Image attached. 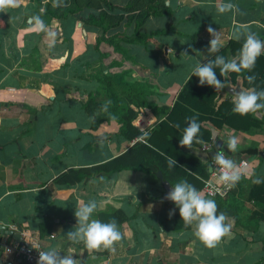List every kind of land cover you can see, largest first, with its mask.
Here are the masks:
<instances>
[{
    "label": "crops",
    "instance_id": "0c3cea01",
    "mask_svg": "<svg viewBox=\"0 0 264 264\" xmlns=\"http://www.w3.org/2000/svg\"><path fill=\"white\" fill-rule=\"evenodd\" d=\"M111 2L124 6L128 0ZM222 3H232L238 11L220 14L217 8ZM26 4L17 0L15 7L0 8L7 24L0 29V264H27L6 249L17 243H37L44 250L67 253L80 264H264L262 112L252 114L262 122L260 129L242 130L250 124L236 116L232 122L239 126L237 130L225 123L233 111L229 88L217 91L211 87L214 98L204 100L209 106L198 100V89L183 101L179 97L191 69L220 55L221 50L207 52L209 25L220 32L226 59L234 57L229 54L230 43L233 48H241L243 43L232 38L234 28L264 40V0H167L172 15L150 17L140 32L167 31H160L164 33L145 44L120 41L126 58L102 43L100 50L107 53L102 59L93 47L99 33L96 28L73 18L64 25L57 19L43 25V19L30 17L33 9L25 10ZM90 13L85 10L81 17ZM131 34L129 28L126 35ZM184 52L191 57L182 55ZM90 63L94 68L108 67L112 74L130 71L129 80L150 86L148 99L158 110L130 105L136 114L133 126L142 135L155 131L152 135L160 136V143L170 146L172 155L191 165L208 163L179 146L188 118L196 117L201 124L203 143H194L193 149L213 143L212 131L218 133L224 147L229 135L238 137L237 150L228 152L226 148L225 152L235 162L246 160L248 167L229 199L232 215L226 222L232 224L230 234L215 248H207L192 227L176 231L175 215L170 216L175 207L162 201L164 189L156 176L122 170L92 175L74 185L55 182L70 169L110 161L136 142L122 137L115 121L91 129V119L81 106L98 88L96 81L85 78L92 73L85 66ZM216 71L224 82L219 69ZM228 80L233 87L244 88L239 75ZM256 192L259 195L252 198ZM93 199L100 204L93 218L122 220L117 224L121 240L114 244L115 251L101 248L89 253L83 243L67 240V232L77 223L75 208ZM116 211L124 218L112 219Z\"/></svg>",
    "mask_w": 264,
    "mask_h": 264
},
{
    "label": "trees",
    "instance_id": "16d2710c",
    "mask_svg": "<svg viewBox=\"0 0 264 264\" xmlns=\"http://www.w3.org/2000/svg\"><path fill=\"white\" fill-rule=\"evenodd\" d=\"M36 3L37 7L33 8L30 17L32 19H43V25L49 23L51 19H57L64 25L68 19L73 18L79 20L87 27L96 28L98 30L97 32L102 36L99 35L95 38L93 47L100 59L107 56L106 52L100 50V44H106L109 48L113 49V52L126 58L127 51L119 45L120 41L131 44H145L149 40H152L154 36L164 33L160 31H167L162 29L147 34L141 33L140 28L147 20L150 17H170L172 15V11L168 5L166 6L165 0H128L124 6H117L111 0H36ZM85 10H89L91 13L86 18H83L81 17V13ZM5 27H7V24L0 15V29ZM129 28L132 34L128 38L126 34ZM234 45L236 44L234 43ZM229 49V54L235 56L240 47L236 48L234 46L233 48V43H230ZM223 50L221 49L220 55L225 56V53L222 54L224 52ZM85 66L86 69L91 68L90 70H92V73L85 78L88 81L94 80L98 83L96 93L88 94L86 100L81 102L84 113L91 119V129L96 130L102 123L115 121L120 124L119 134L128 141L136 140V142L127 151L110 161L92 167L70 169L59 175L55 179V182L74 185L83 178L91 177L92 175H109L122 170L139 171L155 177L156 172L161 171L164 178L171 185L183 179L194 185L198 190H201V179H198L194 175L197 173L202 179L208 178V165L199 167V161H195L191 165L186 159L179 158L175 154L172 155L169 151L170 146L161 144L160 136L154 137L152 135L155 131L151 135H142L132 124L136 118V114L130 109V105L136 108H148L154 112L158 110L148 99L151 94L150 86L129 80L130 71L112 74L108 72V67L101 66L94 68V64L91 63L85 64ZM237 75L241 77L242 85L245 89L255 88L257 91L264 90V56L261 55L257 59L254 68L250 72L230 73L229 78L234 79ZM248 76L254 77L251 84L247 80ZM197 89L200 91L197 98L202 104H206L204 100L214 98V92L211 91V87L207 85L200 86L198 77H192L184 85L180 93L179 97L181 101H183L182 98L185 95ZM230 106L233 109V104H230ZM165 110L166 108H163L164 112ZM261 112L263 114L262 120H264V111ZM235 118L236 120H244L250 124L248 127H243L242 130L248 128L260 129L262 126V122L260 123L252 114L242 117L234 114L233 111H231L225 123L239 130V126L232 122L235 121ZM159 129L160 125L157 130ZM207 140L209 139L207 138ZM253 152L251 150L250 154ZM168 157L176 159V166L172 168L168 167ZM234 190L235 187L224 198L214 199L218 206V213L223 212L226 216L232 215L228 209L232 208L229 205L231 204V196L235 193ZM257 195L259 194L257 193L251 196L252 198H256ZM166 204L175 207L172 202H167ZM234 205L235 203L233 202ZM261 210L264 211L262 208ZM119 212H114L112 219L122 218L123 216ZM261 219L264 220V214ZM100 220L107 223L103 216ZM119 221L122 220H116V223L119 224ZM188 228L184 225L180 217L179 209H176V231L186 230Z\"/></svg>",
    "mask_w": 264,
    "mask_h": 264
},
{
    "label": "clouds",
    "instance_id": "9594fccd",
    "mask_svg": "<svg viewBox=\"0 0 264 264\" xmlns=\"http://www.w3.org/2000/svg\"><path fill=\"white\" fill-rule=\"evenodd\" d=\"M167 6V0H165ZM17 0H0V8L5 6L15 7ZM218 13L237 12L238 8L232 3H222L217 8ZM207 32L211 36L207 52L210 54L219 53L223 47V41L219 31L211 25ZM232 38L236 41L243 40L241 48L236 56L226 59L223 55H215L214 59L206 63H197L192 69L189 80L198 77L200 86H209L221 91L229 88L232 95L233 113L240 116L257 114L264 111V90L257 91L255 88H236L229 82L230 73H241L251 71L257 59L264 55V40L250 31L241 28H234ZM182 55L189 56L187 52ZM191 57V56H189ZM219 69L220 76L224 77L222 82L217 77ZM251 84L254 77L248 76ZM179 127V125H177ZM201 124L196 117L188 118L187 127L183 129L179 146L181 148L193 149V144H202L199 138ZM214 143V141H213ZM228 152H235L238 148V137L229 135L226 142ZM214 147V145H213ZM168 167L176 166L177 161L172 157L167 158ZM209 163V162H208ZM210 169L218 176V182L225 188L234 187L241 179L242 169L231 158L225 154L222 148L212 156ZM166 200L174 203L175 208L170 210V216L175 215V209H179L180 217L186 227H192L194 235L209 249L215 248L221 239L230 234L232 224L226 221L229 218L225 213H218V206L214 199L206 198L202 191L198 190L187 180H179L174 183L166 194ZM100 204L96 200H89L75 208L77 220L74 228L67 232V240L71 243H83L89 253L98 251L101 248L115 251L114 244L121 240V232L115 220L107 223L100 219L93 218ZM38 264H80L73 256L61 255L55 249L39 251Z\"/></svg>",
    "mask_w": 264,
    "mask_h": 264
},
{
    "label": "built area",
    "instance_id": "2783aa9c",
    "mask_svg": "<svg viewBox=\"0 0 264 264\" xmlns=\"http://www.w3.org/2000/svg\"><path fill=\"white\" fill-rule=\"evenodd\" d=\"M214 143H207L202 147V150L209 151L213 148ZM226 154V152H225ZM227 155V154H226ZM212 163V158L209 160V167ZM242 169L248 167V162L244 159H240L236 162ZM202 188L201 191L206 198L215 199V198H224L226 197L234 187L225 188V186L218 182V176L213 173L212 170L209 172V176L206 179H201ZM8 252L15 253L16 256L20 257L27 264H38L39 251H45L37 243H17L12 246L6 247Z\"/></svg>",
    "mask_w": 264,
    "mask_h": 264
},
{
    "label": "water",
    "instance_id": "95a60500",
    "mask_svg": "<svg viewBox=\"0 0 264 264\" xmlns=\"http://www.w3.org/2000/svg\"><path fill=\"white\" fill-rule=\"evenodd\" d=\"M167 49H165V53H166ZM231 93V91H229ZM257 115H259L257 113ZM217 135L218 133L216 131H212V140L214 141V147L211 151L206 152V151H202V150H197V149H191V153L197 157L202 163L207 164L210 160V158H212V156L215 154L216 151L220 150L221 148L223 150H226V147L223 146V142L221 139H217ZM104 138V137H103ZM209 170H211L209 168ZM157 180L160 182V184L162 185L163 189H164V193L162 196V201L166 202L168 200L165 199L166 194L169 192V190L171 189L172 185L164 178L163 174L161 171H157L155 174ZM12 234V233H11ZM13 236L15 238H17L18 240H20L19 235L17 234H13Z\"/></svg>",
    "mask_w": 264,
    "mask_h": 264
},
{
    "label": "rangeland",
    "instance_id": "374dc122",
    "mask_svg": "<svg viewBox=\"0 0 264 264\" xmlns=\"http://www.w3.org/2000/svg\"><path fill=\"white\" fill-rule=\"evenodd\" d=\"M44 1V0H43ZM23 2H24V4H26L25 6H26V9L25 10H28L29 11V8H35V7H37V3H36V0H23ZM25 6H23V8L25 7ZM28 19H31V18H28ZM24 23H25V21H24ZM24 23H22L21 24V26H24ZM121 31V30H120ZM100 35V33H97L96 34V37L97 36H99ZM95 37V38H96Z\"/></svg>",
    "mask_w": 264,
    "mask_h": 264
}]
</instances>
